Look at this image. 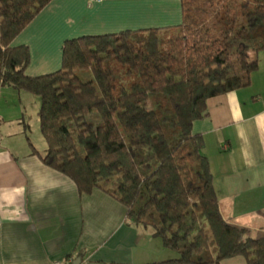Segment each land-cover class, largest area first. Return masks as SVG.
<instances>
[{
	"label": "trees",
	"instance_id": "trees-1",
	"mask_svg": "<svg viewBox=\"0 0 264 264\" xmlns=\"http://www.w3.org/2000/svg\"><path fill=\"white\" fill-rule=\"evenodd\" d=\"M51 1L0 0V86L39 99L41 162L123 205L175 252L168 263L264 264V231L222 217L191 133L208 99L249 86L264 0H181L180 25L67 40L58 71L28 77V47L12 42Z\"/></svg>",
	"mask_w": 264,
	"mask_h": 264
},
{
	"label": "crops",
	"instance_id": "crops-1",
	"mask_svg": "<svg viewBox=\"0 0 264 264\" xmlns=\"http://www.w3.org/2000/svg\"><path fill=\"white\" fill-rule=\"evenodd\" d=\"M181 21V0H52L12 46L28 47L24 74L37 77L61 68L67 40ZM257 56L249 86L208 99V114L191 133L203 140L222 217L264 231V51ZM30 95L0 86V264H173L175 252L151 229L129 223L123 205L99 190L81 194L41 162L45 142L32 140L39 102ZM220 264L247 263L236 257Z\"/></svg>",
	"mask_w": 264,
	"mask_h": 264
},
{
	"label": "rangeland",
	"instance_id": "rangeland-1",
	"mask_svg": "<svg viewBox=\"0 0 264 264\" xmlns=\"http://www.w3.org/2000/svg\"><path fill=\"white\" fill-rule=\"evenodd\" d=\"M84 37V36H83ZM264 51V50H263ZM263 51H260L259 53H262ZM258 53V54H259ZM257 58V60H258V56L256 57ZM259 58H260V56H259ZM58 71V70H57ZM56 72V71H55ZM52 73H54V72H52ZM50 74H51V72H50ZM30 96H32L33 97V95H30ZM33 98H37V97H33ZM37 100H38V102H39V99L37 98ZM27 105H28V108L29 109H27L26 110V112H27V114H26V112H25V114H26V118L28 117L29 119L31 118H34V115L32 114V112H30L29 110H30V108H32V106H33V103H32V101L29 99V103L27 102ZM38 107H39V104H38ZM32 123V122H31ZM31 123L29 124V128H30V131L32 132V126H31ZM36 126V125H35ZM37 130V131H36ZM32 140L34 141V142H37V141H40L41 140V142H43L42 140V137H41V135H40V131H39V126H37V129H36V127H35V130L33 129V136H32Z\"/></svg>",
	"mask_w": 264,
	"mask_h": 264
},
{
	"label": "built area",
	"instance_id": "built-area-1",
	"mask_svg": "<svg viewBox=\"0 0 264 264\" xmlns=\"http://www.w3.org/2000/svg\"><path fill=\"white\" fill-rule=\"evenodd\" d=\"M95 2H102L103 0H94ZM56 264H71V263H65V262H56Z\"/></svg>",
	"mask_w": 264,
	"mask_h": 264
}]
</instances>
